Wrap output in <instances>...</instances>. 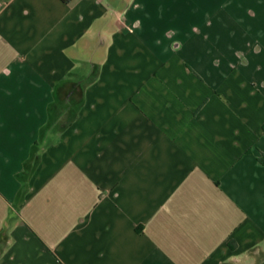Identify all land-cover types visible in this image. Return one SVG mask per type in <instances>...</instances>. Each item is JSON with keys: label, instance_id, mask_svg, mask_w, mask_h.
<instances>
[{"label": "crops", "instance_id": "obj_1", "mask_svg": "<svg viewBox=\"0 0 264 264\" xmlns=\"http://www.w3.org/2000/svg\"><path fill=\"white\" fill-rule=\"evenodd\" d=\"M264 0H0V264H256Z\"/></svg>", "mask_w": 264, "mask_h": 264}, {"label": "rangeland", "instance_id": "obj_2", "mask_svg": "<svg viewBox=\"0 0 264 264\" xmlns=\"http://www.w3.org/2000/svg\"><path fill=\"white\" fill-rule=\"evenodd\" d=\"M253 255L256 257V264H264V250L257 251Z\"/></svg>", "mask_w": 264, "mask_h": 264}, {"label": "trees", "instance_id": "obj_3", "mask_svg": "<svg viewBox=\"0 0 264 264\" xmlns=\"http://www.w3.org/2000/svg\"><path fill=\"white\" fill-rule=\"evenodd\" d=\"M63 1H65L66 3H69V2H71L72 0H63ZM261 161H262V163L264 164V158L261 159Z\"/></svg>", "mask_w": 264, "mask_h": 264}]
</instances>
